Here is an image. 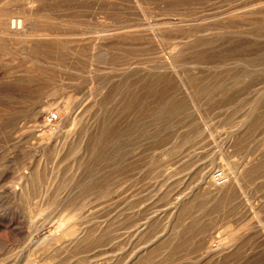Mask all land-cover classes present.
Wrapping results in <instances>:
<instances>
[{
    "label": "rangeland",
    "instance_id": "374dc122",
    "mask_svg": "<svg viewBox=\"0 0 264 264\" xmlns=\"http://www.w3.org/2000/svg\"><path fill=\"white\" fill-rule=\"evenodd\" d=\"M0 264H264V0H0Z\"/></svg>",
    "mask_w": 264,
    "mask_h": 264
},
{
    "label": "built area",
    "instance_id": "2783aa9c",
    "mask_svg": "<svg viewBox=\"0 0 264 264\" xmlns=\"http://www.w3.org/2000/svg\"><path fill=\"white\" fill-rule=\"evenodd\" d=\"M48 119H49V124L51 126H54L59 121L60 117L58 113H52L49 115ZM224 176H225L224 171H217L216 173H214L215 181L219 185L227 183L228 177L225 178Z\"/></svg>",
    "mask_w": 264,
    "mask_h": 264
},
{
    "label": "bare ground",
    "instance_id": "6f19581e",
    "mask_svg": "<svg viewBox=\"0 0 264 264\" xmlns=\"http://www.w3.org/2000/svg\"><path fill=\"white\" fill-rule=\"evenodd\" d=\"M50 115V114H49ZM49 115H48V117H49ZM43 116V115H42ZM48 117H47V125L49 126V127H51V125L49 124V119H48ZM42 117H40V119H41ZM42 120V119H41ZM52 128V127H51ZM47 131V130H46ZM49 133H50V131H49ZM48 133V134H49ZM51 134V133H50ZM53 134V133H52ZM51 134V135H52ZM225 178L227 177L226 175L224 176ZM213 181H214V183L216 184V185H218V186H221L220 188H218V189H215V190H213L212 191V193L211 194H219V195H224L225 193L223 192V191H221L224 187H225V185L226 184H222V185H219L216 181H215V178H214V175H213ZM228 182V181H227ZM223 187V188H222ZM234 190V186H231V188L226 192V193H230V192H232ZM224 191H226V190H224ZM223 192V193H222Z\"/></svg>",
    "mask_w": 264,
    "mask_h": 264
}]
</instances>
